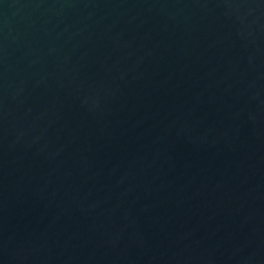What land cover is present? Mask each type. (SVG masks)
<instances>
[{
	"label": "water",
	"instance_id": "95a60500",
	"mask_svg": "<svg viewBox=\"0 0 264 264\" xmlns=\"http://www.w3.org/2000/svg\"><path fill=\"white\" fill-rule=\"evenodd\" d=\"M0 264H264V0H0Z\"/></svg>",
	"mask_w": 264,
	"mask_h": 264
}]
</instances>
